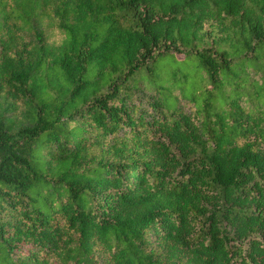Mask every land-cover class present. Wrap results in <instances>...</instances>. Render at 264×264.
Returning <instances> with one entry per match:
<instances>
[{
	"label": "trees",
	"instance_id": "1",
	"mask_svg": "<svg viewBox=\"0 0 264 264\" xmlns=\"http://www.w3.org/2000/svg\"><path fill=\"white\" fill-rule=\"evenodd\" d=\"M0 264H264V0H0Z\"/></svg>",
	"mask_w": 264,
	"mask_h": 264
},
{
	"label": "rangeland",
	"instance_id": "2",
	"mask_svg": "<svg viewBox=\"0 0 264 264\" xmlns=\"http://www.w3.org/2000/svg\"><path fill=\"white\" fill-rule=\"evenodd\" d=\"M56 39H58V37H55Z\"/></svg>",
	"mask_w": 264,
	"mask_h": 264
}]
</instances>
